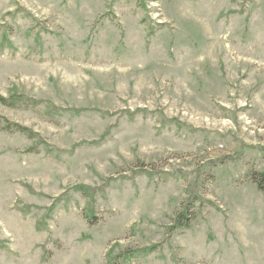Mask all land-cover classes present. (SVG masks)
<instances>
[{
	"label": "rangeland",
	"instance_id": "obj_1",
	"mask_svg": "<svg viewBox=\"0 0 264 264\" xmlns=\"http://www.w3.org/2000/svg\"><path fill=\"white\" fill-rule=\"evenodd\" d=\"M14 93L0 264H264V0H0Z\"/></svg>",
	"mask_w": 264,
	"mask_h": 264
},
{
	"label": "trees",
	"instance_id": "obj_2",
	"mask_svg": "<svg viewBox=\"0 0 264 264\" xmlns=\"http://www.w3.org/2000/svg\"><path fill=\"white\" fill-rule=\"evenodd\" d=\"M0 102L6 106L15 108V107H21V106H25V107L36 106L41 103V100L31 99L21 94L14 93L6 97L0 94ZM2 129H5L7 131H18L21 133H27L29 137H33L34 135V132H32V130H30L26 126H23L17 122H11L8 120L3 121ZM249 180L256 185L259 191L264 193V168L259 171L257 170V171L251 172L249 175ZM73 189L79 193L90 196L91 190L85 185H76ZM188 211H189V206L188 208L186 207L184 209V212L179 213L180 218L183 217V219L185 220L188 219L187 218ZM179 222L180 220H178V225H179ZM185 225L187 226V222L185 223ZM153 249H154V246H144V247H139V248H126L116 253L112 261L110 262V264H127L130 261V259L137 257L139 254L141 255L149 251H152Z\"/></svg>",
	"mask_w": 264,
	"mask_h": 264
}]
</instances>
